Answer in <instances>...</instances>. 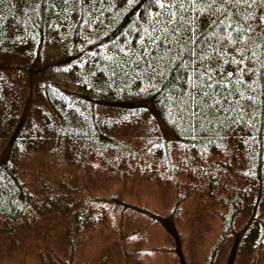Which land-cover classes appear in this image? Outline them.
<instances>
[{
	"label": "trees",
	"instance_id": "trees-1",
	"mask_svg": "<svg viewBox=\"0 0 264 264\" xmlns=\"http://www.w3.org/2000/svg\"><path fill=\"white\" fill-rule=\"evenodd\" d=\"M148 8L147 0H0V221L7 222L6 228L10 224V230L23 221H40L45 201L50 207L55 197L67 193L56 184V177L36 168L40 154L47 164L58 166L62 157L77 163L94 157L101 167L105 163L123 166L120 153L126 139L120 130L135 120L137 106L148 102L186 155L205 157L200 163L208 185L210 179L220 181L217 186L227 197L215 186L208 187L207 196L215 202L210 205L216 206L224 236L234 235L233 249L246 250L250 228L259 230L256 243L260 245L264 115L245 117V123L232 125L227 133L215 120L189 119L168 84L174 74L169 73L167 80L152 79L145 63L149 57L139 55L147 43ZM170 151L167 141L147 149L166 162ZM217 158L223 161L205 164ZM94 197L88 192L83 204L71 201L78 204L71 215L80 214L79 221L86 214L93 225L105 222L122 228L114 216L131 208L160 221L175 239V252L182 251L174 220L182 197L176 198L167 217L126 207L113 192ZM71 222L63 233L70 247L68 256L50 250L54 264H73L75 245L86 240L75 229L89 225L81 228ZM45 252L39 249L40 264L49 263ZM179 262L184 264L182 255Z\"/></svg>",
	"mask_w": 264,
	"mask_h": 264
},
{
	"label": "rangeland",
	"instance_id": "rangeland-1",
	"mask_svg": "<svg viewBox=\"0 0 264 264\" xmlns=\"http://www.w3.org/2000/svg\"><path fill=\"white\" fill-rule=\"evenodd\" d=\"M136 109L139 112L135 120L120 130L126 139V147L120 153L123 166L112 168L105 163L101 167L94 157L80 163L62 157L58 166L43 161L44 154L36 157V168L56 177V184L67 193L55 197L50 207H46L48 200L45 201L40 221H23L12 230L8 229L10 224L6 228L7 222L0 221V264H40L42 247L48 264H54L50 261V250L66 258L70 247L63 233L73 224L71 219L81 228L89 225L84 230L74 228L86 240L75 245L73 264H181V255L184 264H264V236L258 245V229H248L246 250L233 249L234 235L224 236L216 206L210 205L214 201L207 196L208 187L215 186L216 192L227 196L219 190L217 179H210L208 185L200 163L205 157L186 155L175 144L174 132L156 115L151 103L145 102ZM164 141L171 148L167 162L165 157L147 152L151 145L161 146ZM220 161L223 159H210L205 164L211 166ZM69 188L73 191H68ZM88 192L94 198L113 192L126 207L134 206L160 217L170 213L176 198L182 197L178 216L174 218L182 237V251L175 252V239L160 226V221L159 224L146 215L136 214L131 208L118 210L114 216L121 221L122 228L109 227L105 222L103 226L93 225L86 214L78 221L76 217L80 214L71 215L78 204L71 201L83 204Z\"/></svg>",
	"mask_w": 264,
	"mask_h": 264
},
{
	"label": "snow or ice",
	"instance_id": "snow-or-ice-1",
	"mask_svg": "<svg viewBox=\"0 0 264 264\" xmlns=\"http://www.w3.org/2000/svg\"><path fill=\"white\" fill-rule=\"evenodd\" d=\"M147 2L139 55L152 79L174 74L168 84L189 119L215 120L227 133L264 115V0Z\"/></svg>",
	"mask_w": 264,
	"mask_h": 264
}]
</instances>
